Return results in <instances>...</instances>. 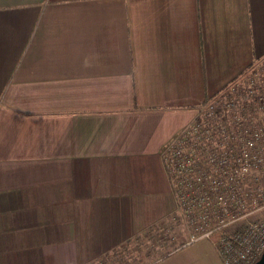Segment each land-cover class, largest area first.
<instances>
[{"label":"crops","instance_id":"crops-1","mask_svg":"<svg viewBox=\"0 0 264 264\" xmlns=\"http://www.w3.org/2000/svg\"><path fill=\"white\" fill-rule=\"evenodd\" d=\"M263 56L264 0H0V264L148 250L162 144ZM150 264L221 258L203 237Z\"/></svg>","mask_w":264,"mask_h":264},{"label":"trees","instance_id":"trees-1","mask_svg":"<svg viewBox=\"0 0 264 264\" xmlns=\"http://www.w3.org/2000/svg\"><path fill=\"white\" fill-rule=\"evenodd\" d=\"M226 86L201 103L204 105L207 102H214L211 116L204 117L203 120H193L188 128L167 144L166 158L162 159L167 181L169 178L173 179L175 194L178 196V186H183L185 189L181 192L182 196L189 197V201L184 199L176 201L179 208L191 225L202 227L201 222L204 224L209 222L210 226L204 231H210L208 237L215 243L220 235L216 239L214 237L221 230L216 221L226 215L233 217L242 214L243 208L240 207L249 204L251 199L264 201V188L256 183L258 176L254 171L250 176L241 173L243 169L262 168L264 174V164L256 163V161L264 163V158L258 160L256 157V154L261 152L257 145L245 153L242 152L244 142L253 137L254 132L258 130L263 132L264 122L257 116H264V108H258L256 93L245 94L244 88L239 89L236 102L229 101V97L226 101L225 98L222 100L224 94L219 93ZM231 132L237 133L231 135ZM209 166L216 167L219 172L211 173ZM201 171L204 172L203 176L215 178L213 185L209 187L205 180L199 181V177L195 175L201 174ZM204 190L216 193L214 202L199 201L198 195ZM243 190L246 191L245 197L240 195ZM227 192L230 194L226 200ZM233 193H237L235 200L229 198ZM217 197L220 199L216 200ZM211 218L215 221H209ZM183 244L180 243L179 246Z\"/></svg>","mask_w":264,"mask_h":264},{"label":"rangeland","instance_id":"rangeland-1","mask_svg":"<svg viewBox=\"0 0 264 264\" xmlns=\"http://www.w3.org/2000/svg\"><path fill=\"white\" fill-rule=\"evenodd\" d=\"M262 81H264V56L260 57L259 59H254L251 62V65L246 68L242 74H239V76L235 77L234 80L229 82L227 86L221 91L219 94H224V97L222 100L225 101L229 97V101H237L238 97V91L239 89H243L249 86H257L258 84H262ZM249 89V88H248ZM218 94V95H219ZM229 95V96H228ZM214 103V102H213ZM213 103H205L204 105L201 104L193 109V112L191 113L190 117L186 118L185 122L181 124L172 134L171 136L162 144L161 146V160L163 158H166V152H167V144L171 142V140L179 135L183 130L189 127V125L193 122V120H203L204 117L211 116L213 113ZM257 116V115H256ZM259 117V116H257ZM237 132H231V135H234ZM236 137V135H235ZM234 137V138H235ZM261 144H257V149H260L261 152L256 154V157L258 160L260 158H264V136L260 138ZM256 163L264 164L262 162L256 161ZM169 164V163H168ZM258 164V165H259ZM247 166V165H246ZM210 172L215 174L216 172H219L216 167L209 166ZM249 169V168H248ZM221 170V169H220ZM197 171V170H196ZM254 171V174L258 176V179L256 183L258 186H263L264 188V174L262 168L257 170H242L241 173L246 174L247 176H250L251 172ZM198 172V171H197ZM198 175H195L196 177H199V181L205 180V184L207 186L213 185L215 182V178H211L210 176L204 175L200 172ZM240 172L238 173V175ZM169 188H165V195H164V215L162 219H159V240L158 236L155 234H149L147 238V246L148 250L144 251H131L130 257L129 254L124 255V261H122V264H150L151 262L160 259L163 255H167L171 253L174 249H176L180 243H186L188 239L192 236L201 235L210 225L204 224V222H201L200 226L191 225L188 221L187 216L181 211L177 204L178 199H184L189 201V197L186 198L182 196L183 190L185 187L178 186V193L179 195L175 194L173 185V179H168ZM262 184V185H261ZM246 188V186H245ZM229 192L225 195V199L227 200V197L229 196ZM216 193L208 192L204 190V192L198 195L199 201L204 200L205 202L212 203L215 200ZM242 197L246 195V191L243 190L242 193H240ZM232 200H235L237 198V193H233L232 196L229 197ZM220 198L217 197L216 200H219ZM243 199V198H242ZM170 200V201H169ZM169 201V202H168ZM246 203V202H242ZM243 212L242 214H237L233 217L230 215L224 216L221 220L216 221L218 224V227H221L220 232L215 239L218 238V236H224L228 237L235 233L243 232L244 230H247L250 226H260L264 223V201H258L256 198L251 199V202L245 206L242 205ZM209 221H215L213 218H211ZM156 229H154L155 231ZM219 236V237H220ZM214 239V240H215ZM218 239H216L217 241ZM157 243V244H156ZM104 258V257H103ZM115 257V254H110L108 258L100 259L97 264H121L118 260V258Z\"/></svg>","mask_w":264,"mask_h":264},{"label":"built area","instance_id":"built-area-1","mask_svg":"<svg viewBox=\"0 0 264 264\" xmlns=\"http://www.w3.org/2000/svg\"><path fill=\"white\" fill-rule=\"evenodd\" d=\"M249 88V89H248ZM245 94L258 96V108H264V81L257 86L251 85L244 88ZM264 122V116L257 117ZM264 136V130L253 133V137L244 142L242 152L249 148L261 144V137ZM197 236H192L185 244L193 243L203 237H208L210 231ZM217 251L221 258V264H252L264 249V223L258 226H250L247 230L232 234L228 237L220 236L215 243Z\"/></svg>","mask_w":264,"mask_h":264},{"label":"water","instance_id":"water-1","mask_svg":"<svg viewBox=\"0 0 264 264\" xmlns=\"http://www.w3.org/2000/svg\"><path fill=\"white\" fill-rule=\"evenodd\" d=\"M252 264H264V249Z\"/></svg>","mask_w":264,"mask_h":264}]
</instances>
